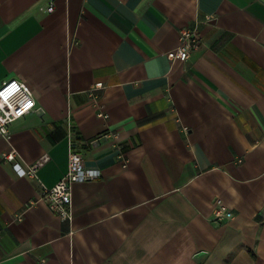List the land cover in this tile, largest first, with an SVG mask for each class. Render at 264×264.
Masks as SVG:
<instances>
[{"label": "crops", "instance_id": "0c3cea01", "mask_svg": "<svg viewBox=\"0 0 264 264\" xmlns=\"http://www.w3.org/2000/svg\"><path fill=\"white\" fill-rule=\"evenodd\" d=\"M184 27L201 45L181 61ZM10 79L36 108L0 132V264H264V0H0ZM71 147L101 174L62 219L43 193ZM11 150L49 159L21 176Z\"/></svg>", "mask_w": 264, "mask_h": 264}, {"label": "built area", "instance_id": "2783aa9c", "mask_svg": "<svg viewBox=\"0 0 264 264\" xmlns=\"http://www.w3.org/2000/svg\"><path fill=\"white\" fill-rule=\"evenodd\" d=\"M47 10L53 11L54 4L51 3ZM200 45L201 39L198 29L184 27L180 31L179 45L171 57L186 61L191 56V53L198 49ZM103 87V82L94 83L88 90L89 95L97 101L99 97L97 91ZM35 108L36 99L34 93L26 82L19 79H10L0 84V132L9 137L10 124L18 118L29 114ZM96 113L98 116L108 117V114L101 107L98 108ZM120 158L123 166L126 167L128 159L124 158V154L120 155ZM3 159L11 162L19 175L36 177L38 167L49 159V155L47 153L42 155L28 168L21 166L17 153L14 150L5 152ZM241 161V159H238V162ZM100 174L99 170L86 167L82 152L71 147L66 174L53 186L45 189L43 199L47 202L50 209L62 219H71L73 185L76 182L98 178ZM234 215V211L223 199H215L212 215L213 222L222 223L230 220Z\"/></svg>", "mask_w": 264, "mask_h": 264}]
</instances>
